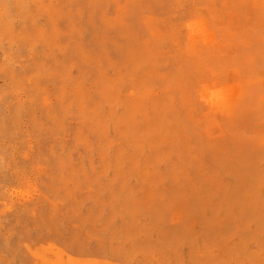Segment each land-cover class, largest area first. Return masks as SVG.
Here are the masks:
<instances>
[{"label":"rangeland","instance_id":"obj_1","mask_svg":"<svg viewBox=\"0 0 264 264\" xmlns=\"http://www.w3.org/2000/svg\"><path fill=\"white\" fill-rule=\"evenodd\" d=\"M0 264H264V0H0Z\"/></svg>","mask_w":264,"mask_h":264}]
</instances>
